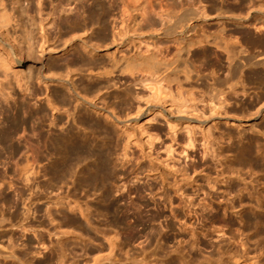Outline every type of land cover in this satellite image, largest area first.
Listing matches in <instances>:
<instances>
[{"label":"bare ground","instance_id":"6f19581e","mask_svg":"<svg viewBox=\"0 0 264 264\" xmlns=\"http://www.w3.org/2000/svg\"><path fill=\"white\" fill-rule=\"evenodd\" d=\"M257 1L264 4V0H241L240 5L231 9L229 0H190V4H193L190 5L192 8L189 10L190 19L202 20L205 34L204 40L196 42L187 40L186 51L189 52L195 45L205 44L204 55L198 56H204L209 65L215 68L209 80L206 78L208 82L210 81L209 84L211 83V111L217 112L220 118L226 120L231 115L228 110L230 104L228 96H238L241 91L246 93L245 82L248 79L264 85V20L261 21L260 15L252 11L261 7H254ZM2 2L0 0V47L1 41L5 39L12 46L11 52L7 51L6 54H2L4 51L0 49V145L10 151V154L6 153L9 154L7 158L9 168L11 165L12 167L9 170L8 166H5L7 170L0 164V264H82V262L83 264H264L263 144L257 143L258 149L254 151L262 157H254L249 149L246 150V155L244 153L245 160L253 159L252 163L255 166L252 167V171H256V175L259 174V179L255 181L240 179L241 182L237 183L235 181L223 182L224 184L213 183L208 185L213 193H207L205 197L199 193L190 195L186 193L184 186L178 185L172 188L174 196L166 195L163 202H157L152 208L150 204L143 202L146 195L144 193L153 197L158 195L152 185L131 186L123 182L114 185L112 189L113 153L109 147L107 148L110 142L106 141L100 145L97 141H92L88 136H82L75 131V126L78 125L89 126L90 129L99 126L92 118L81 117L80 112L84 103L87 104L88 110L101 112L100 108L86 99L72 83L77 76L75 72L78 71H70L71 67L81 62V59L67 58L61 65L52 63L48 72L37 69L36 64H40L39 61L49 53L45 49L47 40L44 34L45 27L39 24L40 36L43 38L39 49L35 46L33 37L36 31L31 33L24 29L23 43H27V47L23 46L22 41L17 43L15 27L12 25L18 22L15 16L17 10H13L14 13L5 12L7 9ZM26 2L27 0L16 2L17 9L22 15L26 13ZM113 5L115 6L116 3ZM42 6L43 0H39L37 14L40 18L44 13ZM110 12L101 3L100 7L90 10L89 20L85 22V26L92 21L95 23L96 19L107 22V17L113 14ZM104 25L105 31H109L108 25L105 23ZM21 26L23 28V25ZM78 27L74 25L73 30ZM115 27L117 26L112 29H118ZM122 28L117 34L114 31L113 34L108 33L113 35V42L118 36L119 39L126 36L127 32ZM186 29L189 37L191 33H196L197 26L189 25ZM143 43L139 41V45L134 48L140 49ZM83 46L84 50L94 55L91 58L83 57L82 60L83 65L87 66L89 72L87 76L90 80L113 76L119 64L127 61L130 63L127 69L130 75L133 76L140 69L151 74H149L151 78L148 77L140 82L143 89L150 92V97L154 98V101L160 98L166 99L169 95L167 90L164 91L165 87L159 86L162 82L169 85L176 83L179 90L185 89L178 72L175 69L171 70L170 64L161 59L153 43L147 44L150 52L148 56L136 52L119 57L116 52H110L107 53L108 60L96 57L101 48L89 47V49L86 45ZM14 51L19 55V61L12 56ZM23 58L34 59L35 66L30 65L26 71L12 70V66L22 65ZM223 71L227 74H220ZM12 81L15 82L14 85ZM55 82L61 89L53 96L51 88L55 86L53 85L56 84ZM203 85L206 86L204 83ZM194 89L196 88L193 85L189 88L190 91ZM227 94L229 95L226 97ZM180 97L183 98L182 95ZM31 98H38L47 103L49 108L44 106L40 108L42 120L39 119L49 122L50 128H53L50 132L54 127L59 130L54 137H47L42 146L48 152L51 151L50 155L53 154L56 158L55 164H52L55 169L51 166L54 170L49 174L46 171L48 175L44 174L51 183L53 182L52 185L40 184L43 164L41 161V164L39 163V159L38 163L35 157L33 162L27 159L22 166L15 159L18 154L21 155L20 149L33 148L32 152H36L34 147L37 144L33 142L36 140H32L34 137L44 139L47 136L44 134L45 126L35 122L36 113L31 110L29 101ZM191 100L187 97L179 103L177 109L173 108L176 115L191 114L193 117L203 119L206 115L205 109L190 105ZM256 105L252 103L249 109L255 108ZM51 112L54 118L51 117ZM261 112L262 110L258 111V114L264 117ZM57 113L66 114L75 126L66 128L64 117L62 115L59 117ZM56 114L58 116H55ZM107 116L110 119L114 118L112 115ZM236 116L232 115L231 120L236 121ZM205 119L203 123H206ZM167 125L171 130L177 131V126L171 121L167 120ZM233 125L236 126L235 123ZM185 129L189 141H192L193 131L188 127ZM211 130V127L205 129V135L211 137ZM107 138H111V135L108 134ZM25 152L22 151L23 154ZM2 158L1 153L0 162ZM78 169L82 172L80 173ZM12 172L19 178L20 183L12 181L14 180L12 177V180L9 178ZM68 179L74 180L76 192L100 191L99 203L91 206L71 190L61 199L57 198L58 200L48 197L53 185L65 183ZM116 187L119 191L127 192L128 196H122L121 200L113 199L111 190ZM133 194H136V200L131 196ZM129 196L133 197L131 198L133 200L127 199ZM121 201L124 202L122 206ZM93 210L99 216L111 218L110 221L115 227L128 230L127 237L120 240L118 235L107 237L106 234H102L99 225L95 222L96 215ZM78 213L85 219V223L77 216ZM144 222L153 226L164 222L166 230L177 231V234L172 233V238L163 236L162 232H158L157 225L155 227L158 231L155 228L150 232L140 231L138 227L143 226ZM102 235H105L103 240L106 242L102 241ZM157 238L164 245H155L154 241ZM174 241H177L178 245L174 244L172 249L170 245Z\"/></svg>","mask_w":264,"mask_h":264},{"label":"rangeland","instance_id":"374dc122","mask_svg":"<svg viewBox=\"0 0 264 264\" xmlns=\"http://www.w3.org/2000/svg\"><path fill=\"white\" fill-rule=\"evenodd\" d=\"M2 1L7 9L5 12L14 13L17 10L15 16L18 22L12 23L13 27H15L17 43L25 41L23 36L25 34H23L24 29L28 32L31 31V33L36 31L33 37L35 46L39 49V45L41 46V43H43V38L39 32V24L43 28L45 27L44 34H46L47 39L45 41V49L49 53L45 54L44 58L39 61L40 64H36L37 69L48 72L52 63L61 65L67 58L81 59V62L71 67L72 70L70 71H78L75 72L77 76L72 83L86 99L96 104L101 112H94L92 109L88 110L87 104L84 103L80 112L81 117L92 118L99 126L90 129L89 126H86L88 127L86 128L81 125H74L76 127L75 131L79 132L82 136H88L92 141H97L100 145L106 141L107 143L110 142L107 148L109 147L113 153L112 173H115L114 176L113 174L111 176L112 189L115 187L114 185L122 184L123 182L131 186L152 185L155 187L158 199L144 193L146 195H144L143 202L150 204V207L154 208L157 202L165 200L166 195H175L172 191L174 186L182 185L186 188V193L190 195L199 193V195L205 197V194L213 193L208 186L210 184L218 182L222 184L223 182L227 183V181H235L237 183L243 179L247 181L259 179V174L256 175V171H252V167L255 166L252 163L253 159L245 160L244 153L249 149L254 154V157H262V155L254 153V151H257V143L259 142L263 144L262 148L264 149V117L258 114V111L262 110L261 113L264 115V85H260L256 80L250 81L248 79L245 82L246 93L241 91L238 96H228L229 94H227L226 97L228 96L227 99L230 103L228 104V110L231 114L227 120L220 118L221 116L217 112L211 111V83L209 84L210 81L208 82V80L215 68L209 65L204 56H198L199 54L204 55L203 50L206 46L205 44H199L192 47L189 52L186 51L187 40H190V42L204 40L205 34L202 20L196 21L195 19H190L189 10L192 9L191 6L193 5L192 3L190 4V0H114L115 2L113 0H43L42 8L44 13L42 18L37 14V3L39 0H27L25 5L26 13L23 15L17 9L16 2L18 0ZM112 1L113 4L116 3L115 6L111 3ZM229 1L231 9L232 7L233 9L236 8V5H240L241 2V0ZM259 2L261 1H257L254 7L261 6L263 8H254L252 11H254L253 13H258L261 21H263L264 4L263 2ZM101 3L104 4L105 9L111 11L110 13L113 14L107 17V22L96 19L95 23L92 21V23L85 26V22L89 20L88 15L90 14V10L100 7ZM19 23L23 25V28ZM104 23L108 25L109 31H105ZM74 25L79 26L78 29L73 30ZM189 25L192 27L197 26V34L191 33L188 37L186 28ZM114 26H117L115 27L118 28L116 29L117 31L112 29ZM121 28L127 32L126 36L121 39L118 36L114 39L116 41L113 42V35H109L108 33L113 34L115 32L117 34ZM108 37L111 39H108ZM139 41H143L144 43L137 50L134 47L139 45ZM148 43H153L157 47L155 51L161 59L170 64L171 70L175 69L178 72L177 74L183 82L184 90H179L176 83L169 85L166 82H162L158 85H162L163 88L165 87L164 91L167 90L169 95L166 99L160 98L154 101V98L150 97V92L145 91L141 84L142 80L148 77L151 78V74L149 73V75L148 72L140 69L133 76L130 75L127 72L130 63L127 61L120 63L114 71L113 76L109 78L90 80L87 76L89 72L87 71V66L83 65L82 60L83 57L91 58L94 55L84 50L83 45L91 49L101 48L102 50L96 54V57L108 60L106 57L107 53L110 52H116L119 57L123 54L129 56L132 55L130 53L135 54L136 52H141L143 55L148 56L150 55L147 47ZM11 46L7 39L2 40L0 49L2 52H5L2 54H6L7 51L11 52ZM23 46L27 47L28 44L23 43ZM14 52L12 56L16 61H19V55L16 51ZM33 61L34 59L28 60V58H23L21 66L15 65L11 69L26 71L30 65L35 66ZM220 74L225 75L227 72L223 71ZM157 77L159 78L160 76ZM188 77L189 79L187 80ZM205 82H208V84ZM55 83L53 84L55 86L51 88L53 96L56 95L57 90L61 89L58 87L57 82ZM192 85L196 89L190 91L189 88ZM36 86H38L37 83ZM20 95L22 94L20 93ZM187 97L192 99L190 105L198 106L199 109H205L206 115L204 118H206V123H203L204 118L198 119L191 114L176 115L173 108L177 109L180 105L179 103ZM29 101L31 110L36 113L34 114L36 116V124L40 125L42 123L41 126H45L43 129L46 131H43H45L44 134H47V136L44 139L37 136V138L34 137L32 139L36 140L33 141L35 145L40 144L34 147L36 152L40 149L38 153L32 152L33 148H23L20 149L21 155L17 153L18 157L16 156L15 159L19 165L21 164L20 166L24 165L27 159L33 162L35 157L36 163H38L37 160L39 159V163L41 161L43 164L40 184L42 186L45 184L52 185L53 182L51 183L44 174H47V172L49 174V172L55 169L53 165L56 162V158L55 155H50L49 152L51 151L48 152L42 146L47 137H54L58 134L59 130L54 127V130L50 132L53 128H50L49 122L47 120L40 121L42 118L40 108H43L42 106L49 108L44 100L31 98ZM252 103H256L257 105L255 108L249 109V105ZM39 114L40 116H38ZM51 114V117L54 118L53 112ZM57 114L55 116H58ZM60 115L64 117L66 128L74 127L72 120L66 114L61 113L59 117ZM107 115H112L114 118L110 119ZM232 115L233 117L237 115L236 121L231 120ZM167 120L177 126V131L169 128ZM186 127L191 128L193 131L192 141H189ZM209 127L212 129L211 137L205 135V129ZM202 129H204V132H202ZM108 134L111 135L109 139L107 138ZM22 151L27 152L23 154ZM6 152L9 153L10 151L0 145V154L2 153V157L4 158H2L0 164L9 168V159L7 158H9L10 153ZM8 168L5 167L7 170ZM10 168L9 170H11ZM130 168L132 171H130ZM78 170L80 171L81 169ZM12 173L9 174V178L11 179L12 177L14 179H11L12 181L20 183L19 178L14 175L15 173ZM48 178L50 177L48 176ZM72 179L66 180L65 183L53 185L50 192H48V197L52 200H58L64 197L67 192H70L69 190L76 192L75 185H73L74 180L72 181ZM97 193L95 191L76 192L83 202L89 203L91 206L96 205L99 201L101 192L97 191ZM111 194L113 199L118 200H121L122 196H128L127 192L119 191L117 187L113 191L111 190ZM131 196L127 199H137L136 194ZM122 203L124 202L121 201V206L124 205ZM94 211L93 213L96 215L95 222L99 225L102 234H106L107 237L118 235L120 240L127 237L128 230L123 229V227L121 229L115 227L110 221L111 218L99 216ZM77 216L84 223L86 222L79 213ZM144 223L143 226L141 225L142 227H138L140 231L150 232L151 229L155 228L157 230L158 228L159 231H157L162 232V235L168 238L173 237L172 233L177 234V231H174V233L166 230L164 222L155 224L157 228L149 225L150 223ZM104 236H101L103 237L102 241L106 242V240H103L105 239ZM154 244L159 245L163 244V242L160 243L159 238H157ZM174 244L177 246V241L172 242L170 245L172 249L175 246ZM168 250L170 249L168 248Z\"/></svg>","mask_w":264,"mask_h":264}]
</instances>
